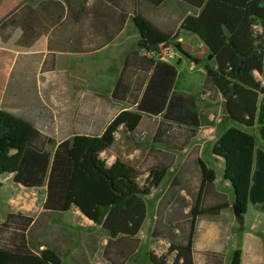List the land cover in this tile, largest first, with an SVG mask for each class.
<instances>
[{
	"label": "trees",
	"instance_id": "1",
	"mask_svg": "<svg viewBox=\"0 0 264 264\" xmlns=\"http://www.w3.org/2000/svg\"><path fill=\"white\" fill-rule=\"evenodd\" d=\"M147 1L158 7L166 0ZM180 1L199 13L186 15L179 30L194 35L212 56L210 60L192 57L179 42L169 40L140 15H134L131 21L139 37L147 42L144 49L172 44L182 57L202 65L206 78L222 97V132L211 153L223 159V178L231 185L233 200L216 190L214 170L196 157L200 187L187 215L191 219L188 239L185 244L172 241L160 256L138 253L151 264H167L172 254L173 264H194L196 221L232 211L233 203L239 204L241 213L246 212L248 204L258 205L264 212V151L256 147V137L250 132L257 128L264 146V0ZM177 79L175 65L155 61L135 110L121 112L101 136L61 140L53 152L46 149L52 140L38 132L30 120L0 111V175L12 174V181L26 188L45 186L43 212L32 224L21 213L8 214L0 224V264H64L55 249L32 252L29 240L47 223V213H65L72 207L100 226L110 239L139 233L147 215L146 197L160 187L174 165L173 151L184 150L206 125L194 98L176 93ZM143 115L161 117L152 141L167 150L140 186L137 179L141 170L119 158L107 165L100 154L115 144L120 127L134 133ZM184 206L185 200L176 195L164 215L165 223L170 226L183 218L179 209ZM240 257V250H235L229 264H240ZM135 258L132 256L125 264H134Z\"/></svg>",
	"mask_w": 264,
	"mask_h": 264
},
{
	"label": "crops",
	"instance_id": "2",
	"mask_svg": "<svg viewBox=\"0 0 264 264\" xmlns=\"http://www.w3.org/2000/svg\"><path fill=\"white\" fill-rule=\"evenodd\" d=\"M18 1L0 0V111L22 115L30 120L38 132L52 140L46 149L53 152L61 140L75 136H101L121 112L136 109L155 61L151 59L145 66L139 62V59L147 57L138 55L139 52L144 53V49L134 47L133 38L120 35L105 40L82 33L73 37L66 36L62 42L54 38L56 23H53L52 19L36 18L31 13L38 10L42 3L26 2L17 7ZM168 1L158 7L165 6ZM183 5L187 12L178 18L177 30L171 35L160 29L159 32L169 40L179 42L182 49L191 56H196L207 51L206 48L194 35L179 30V26L186 15H198L199 10L185 3ZM68 7L67 3H62L61 13L68 14ZM23 10L26 14H21ZM51 10L50 6L48 11ZM135 14L136 12H133L130 16ZM43 26L48 27L49 31L40 30ZM31 28L32 30H29ZM3 29L8 31V34L3 35ZM255 29L258 32L261 30L258 26ZM20 33L25 34L22 37L26 39L23 40V45H10L8 36L14 37ZM133 57H137V66H131L132 61L129 60ZM179 59V64L168 63L177 68L176 93L194 98V92L198 89L196 81L199 76L205 75V72L202 67L193 70L195 64L185 57L181 56ZM183 60H186L193 74L181 73L178 65L184 62ZM255 76L259 78L257 73ZM218 97L213 98L218 103H223L219 93ZM196 110L202 115L197 109V103ZM160 120V116L143 115L142 122H152V128L141 127V122L134 133L123 132L125 140L118 142L120 131L124 130L120 127L115 134V144L109 151L102 152L100 158L105 160L107 165L119 158L141 170L143 173L138 177L137 183L143 185L149 170L158 165L159 155L162 156L167 150L163 144L152 141V135ZM195 139L196 137L192 138L184 150L175 151L174 165L168 169L160 187L151 190L146 197V218L139 233L135 237H129L130 243L126 241L131 247L122 263L110 256L111 244H69L68 228L64 227L37 230L29 240L31 251L38 254L46 247L55 249L64 264H125L143 250L160 256L166 253L172 241L185 244L191 228V219L187 218V215L200 187V175L199 166L182 164L189 152L200 145L193 144ZM258 139L256 138V147L264 151L259 136ZM115 145L117 152L113 151ZM201 153L202 149L198 151L197 157L201 158ZM211 157L208 164L204 162L215 172L216 190L226 194L228 200L232 201L231 185L223 178V159L212 154ZM12 177V174L0 175V193L3 194L0 198V224L5 222L8 214L17 213L30 218L32 224L38 217L35 192H42L43 205L45 186L26 188L15 184ZM176 195L185 200L186 206L179 209L183 218L169 226L164 221V215L169 211ZM42 205L39 209L41 212ZM72 209L80 213L75 207L65 213L50 212L47 213L48 221L53 218L51 214L66 215ZM195 226L192 251L194 264H229L235 250L241 252L240 264H264V212L258 205L248 204L246 212L240 218H235L233 210H226L216 218L197 220ZM44 231L49 234L46 242L42 237ZM116 239H112L113 242ZM174 257V254L170 255L167 264H173ZM141 264L151 263L144 258Z\"/></svg>",
	"mask_w": 264,
	"mask_h": 264
},
{
	"label": "rangeland",
	"instance_id": "3",
	"mask_svg": "<svg viewBox=\"0 0 264 264\" xmlns=\"http://www.w3.org/2000/svg\"><path fill=\"white\" fill-rule=\"evenodd\" d=\"M2 1L6 2L7 0ZM26 2L43 4L41 7L39 6L40 8L38 10L31 13L35 15L36 18L52 19L53 23H56L54 27L55 30H53L54 38H57L62 42L65 41L64 38L66 36L73 37L81 35L82 33L97 38H103L105 40L121 35L122 37L133 38L134 47H139L140 37L136 33L131 21L130 15L133 12H136L135 15H140L145 20L150 22L158 31L161 30L168 35H171L174 30H177L178 18L187 12L186 7L179 0H169L163 7H154L148 3L147 0H19L17 7H21ZM62 3L64 5L65 3L68 4V14L67 12H63L64 14L61 13ZM50 6L52 8L51 12L48 11ZM21 12V14H26L25 10ZM29 30H32V28ZM40 30L49 31V28L43 26ZM4 33L8 34V31L5 32V29H3V35H5ZM23 35L25 34H16L14 37L8 36L7 41L12 46L23 45V40H26L22 39ZM141 54L144 56L143 51L138 53V55L142 57ZM192 56L196 59H201L203 62L208 60L207 51H203L202 53H198L196 56ZM129 61H132L131 66H137L138 64L137 57H133V59ZM140 61L143 66H145L149 61H151V59H139V62ZM183 61L185 63L182 62L178 65L181 73L185 75L188 73L191 74L192 70L189 69L187 65L188 63L186 60ZM201 67L202 65H195L193 70H199ZM196 83V87L198 89L194 92V95L192 93L191 94L196 100L197 109L202 113V121L206 125L199 129L193 144L200 145H197L189 152L183 162L185 166H198L196 157L198 155V151L201 149V158L208 164V161L212 159L210 148L213 147L212 144L215 143L218 136L222 132V122L224 121L223 103H218L215 100L216 98H219L217 90L213 87L205 75H202L201 77L199 76ZM34 94H36V92H34ZM208 118L210 119L208 120ZM152 124L153 123L150 121H143L141 127L146 126L144 128L150 129L152 128ZM209 131L210 137L208 139ZM123 132H125V130L120 131L118 142L125 140ZM250 132L257 138V140H259L257 128L251 129ZM196 148L200 149L197 151ZM113 151L117 152L116 145L114 146ZM162 157L163 155L161 156L160 154L158 161H161ZM2 196L3 194L0 193V198ZM35 197L37 198L36 206L38 208L37 215L39 216L42 213L39 211L43 199L42 192L37 190V192H35ZM51 215L53 218H51V220L44 225L43 229L57 227L68 228L69 244L74 242L78 245L81 243H84L85 245L92 243L96 244V242H100L103 245L111 244L109 251L110 256L120 263L126 259L128 251L131 247L126 244V241L130 243L131 238L120 236L115 240V242H113V240L108 237L107 233L103 231L100 226L88 221L78 211L73 209L66 215ZM42 237L44 242H46L49 234L44 231ZM145 252L147 251L143 250V254ZM142 261H144V258H141L140 255H138L132 263L135 262L136 264H141Z\"/></svg>",
	"mask_w": 264,
	"mask_h": 264
},
{
	"label": "built area",
	"instance_id": "4",
	"mask_svg": "<svg viewBox=\"0 0 264 264\" xmlns=\"http://www.w3.org/2000/svg\"><path fill=\"white\" fill-rule=\"evenodd\" d=\"M144 55L154 61L177 62L181 54L172 44H160L155 49H144Z\"/></svg>",
	"mask_w": 264,
	"mask_h": 264
},
{
	"label": "water",
	"instance_id": "5",
	"mask_svg": "<svg viewBox=\"0 0 264 264\" xmlns=\"http://www.w3.org/2000/svg\"><path fill=\"white\" fill-rule=\"evenodd\" d=\"M147 46V42L143 39L140 38V43H139V47L144 49ZM212 58V56H208V59L210 60ZM232 210H233V214L235 216V218H240L243 216L244 213H241L240 210V206L238 203H233L232 205Z\"/></svg>",
	"mask_w": 264,
	"mask_h": 264
}]
</instances>
